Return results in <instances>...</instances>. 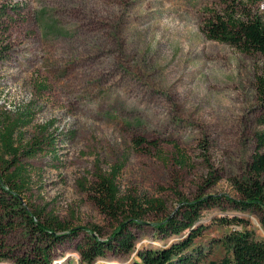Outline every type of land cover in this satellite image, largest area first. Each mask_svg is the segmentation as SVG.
<instances>
[{
    "label": "rangeland",
    "instance_id": "rangeland-1",
    "mask_svg": "<svg viewBox=\"0 0 264 264\" xmlns=\"http://www.w3.org/2000/svg\"><path fill=\"white\" fill-rule=\"evenodd\" d=\"M239 1L264 12V0ZM225 7V0H0V37L10 53L0 63V123L32 121L19 126L23 147L56 140L49 153L22 159L24 204L110 234L114 223L90 192L97 174L116 165H124L123 192L160 199L169 212L198 195L236 198L231 178L244 176L264 131L256 89L264 55L205 37L203 27ZM234 217L264 239L257 215L211 207L195 241L209 260H221L225 235L241 230L225 224ZM137 235L138 249L177 238L156 242L148 228ZM11 245L21 251L26 241L17 234ZM57 255L80 264L74 243Z\"/></svg>",
    "mask_w": 264,
    "mask_h": 264
},
{
    "label": "trees",
    "instance_id": "trees-1",
    "mask_svg": "<svg viewBox=\"0 0 264 264\" xmlns=\"http://www.w3.org/2000/svg\"><path fill=\"white\" fill-rule=\"evenodd\" d=\"M225 4L223 12L213 14L203 27L205 37L243 54L264 55V12L248 11L239 0L232 3L225 0ZM4 16L0 10V32ZM2 35L0 63L8 61L10 54ZM256 89L264 106V77H257ZM261 120L264 124V117ZM31 123V120L21 124L0 123V264H68L57 261V251L70 243L75 244L80 264H96L99 260L134 253L136 258L131 264H264V239H259L248 227L249 221L240 217L225 221L226 225H237L241 230L225 235L222 240L225 256L221 260H209L205 250L195 246L204 230L203 212L223 203L235 211L257 215L264 229V131L256 136L244 176L231 178L236 198L198 195L193 201L181 199L179 207L169 212L167 204L160 199L122 191L120 175L124 165H116L109 174L98 173L90 194L100 213L114 223L112 232L107 234L98 227L73 228L54 214L24 204L29 167L22 159L49 153L56 141L50 136L36 139L28 148L21 146L19 126ZM147 228L156 242L177 238L160 248L138 249L137 233ZM17 234L26 241L21 251L11 245Z\"/></svg>",
    "mask_w": 264,
    "mask_h": 264
}]
</instances>
